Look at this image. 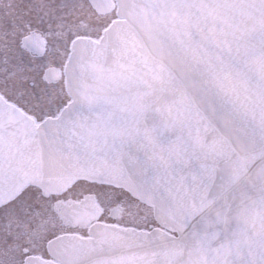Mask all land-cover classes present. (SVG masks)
<instances>
[{"label":"snow or ice","instance_id":"obj_1","mask_svg":"<svg viewBox=\"0 0 264 264\" xmlns=\"http://www.w3.org/2000/svg\"><path fill=\"white\" fill-rule=\"evenodd\" d=\"M0 264H264V0H0Z\"/></svg>","mask_w":264,"mask_h":264}]
</instances>
